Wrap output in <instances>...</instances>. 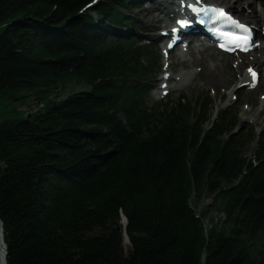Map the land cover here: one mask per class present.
<instances>
[{
  "label": "trees",
  "instance_id": "1",
  "mask_svg": "<svg viewBox=\"0 0 264 264\" xmlns=\"http://www.w3.org/2000/svg\"><path fill=\"white\" fill-rule=\"evenodd\" d=\"M130 1L0 0V92L86 87L0 124L7 263L264 264V132L252 159L207 98L150 107L160 53Z\"/></svg>",
  "mask_w": 264,
  "mask_h": 264
},
{
  "label": "rangeland",
  "instance_id": "2",
  "mask_svg": "<svg viewBox=\"0 0 264 264\" xmlns=\"http://www.w3.org/2000/svg\"><path fill=\"white\" fill-rule=\"evenodd\" d=\"M102 0H100L101 2ZM161 3L167 5V0H158ZM176 2H180V0H175ZM255 1V0H252ZM133 5L137 6L133 12L130 14V18L134 19L136 22L141 23V25L145 29L144 34H138L139 39L148 40L151 44H154L155 47H158L160 51V60H161V69H157L154 77L149 80V89L150 93L147 96L148 105H151L155 102L166 103L170 100L169 106H171V102H175L176 99L180 95H185V102L191 103L194 105L197 101L201 99H206L208 102H212L216 108L215 114L219 111L232 113L237 116L235 121L238 125V130L243 132H249L252 130L250 134L249 144L247 146V156L249 158H254L256 150L258 148L257 141L260 136V132H264V113L261 115H257L258 111L262 107V102L264 101V91L262 89L264 87V80L255 85V87H249L242 90L237 91L238 93H234L235 84L231 86V88L227 89L226 95L220 91H215L213 87L205 81V77L201 74L196 75L195 77L192 75L195 72H199L201 68L197 65L198 59H201L202 53H192L185 54L182 56V51H174L171 54L170 59L166 58V54L162 51V43L169 40L170 35L167 37H160L163 33H156L157 31H151L148 27L147 23V14L146 12L151 9L152 3L148 0H131ZM208 4H218L217 2H211L209 0L204 1ZM249 12V10H247ZM161 19L166 20L168 16L165 14H159ZM176 16H174L171 20V23H175ZM167 24V22L165 23ZM139 25V24H138ZM134 31L129 30L125 33H132ZM198 42L200 39L197 38ZM261 46L264 47V44ZM237 58V57H236ZM234 58V59H236ZM171 66V69H170ZM254 66V64H253ZM249 63L244 66V71L249 72V68H253ZM257 67H255L256 69ZM168 72L167 74H165ZM262 78V72H260ZM170 75L173 77V80L167 81L164 79L165 75ZM180 75H185V79L180 83L175 78ZM156 86H153L155 85ZM157 85L159 87H157ZM167 89L163 90L160 86H166ZM86 90V87L81 85L72 84L70 85L66 91H61L57 93L53 90L51 93H47L42 97L41 102L36 101V91L32 90H13L7 89L0 92V124L5 120L14 119L17 121H22L27 118L29 113L37 112L39 109H43L44 104L51 103L52 101H56L62 97H66L69 94L80 92ZM169 92L166 97H163V92ZM233 94V95H232ZM233 97V98H232ZM232 100V101H231ZM210 104V103H209ZM210 107V106H209ZM214 121L213 117L210 121V124ZM239 133V132H238ZM208 207H212V201L210 199H205L199 208L201 211H204ZM220 217L224 218L223 215H219V212H213L207 219V224L210 227V223L213 218L218 220ZM125 238V235H124ZM264 243V235L262 236V240L259 245L256 246L257 249H263L261 246ZM131 245L130 238L129 242L125 238L124 246L128 249ZM255 248H252L254 250Z\"/></svg>",
  "mask_w": 264,
  "mask_h": 264
},
{
  "label": "bare ground",
  "instance_id": "3",
  "mask_svg": "<svg viewBox=\"0 0 264 264\" xmlns=\"http://www.w3.org/2000/svg\"><path fill=\"white\" fill-rule=\"evenodd\" d=\"M148 1L152 3L151 9L146 12L149 29L151 31H157L156 33L165 31L160 37H167L171 35V27H177V22L173 25L171 20L175 14L179 13V10L174 11V6H176L175 0H167V5L166 3L163 4L158 0ZM209 1L217 2L218 4H216V6L227 8L230 13L241 19L244 23L251 26L255 30L264 26V0H259L258 2H254L252 0ZM247 10H249V12H247ZM162 13L165 14V16H168L166 20L160 18L159 14ZM166 22L167 24H165ZM256 42L264 43V37L260 35ZM192 53H202L201 59H198L196 65L199 66L201 70L199 72L193 73L192 75L195 77L196 75L202 73V75L205 77V81L208 82L215 91H220V93L223 94L222 96H225L227 89L231 88V86L234 84V93H238L237 91L239 90L252 87V77L249 72L244 71V66L247 63H249L251 66L254 64L253 70L262 72V78H260V81L262 82L264 80L263 46H261L259 49H256L253 54L249 53L238 55V57L234 59V56L224 54L214 46L205 44L202 40H200L198 43L192 40L188 47H186L182 52V56ZM255 67L257 68L255 69ZM175 79L181 83L185 79V75H180ZM168 80H173V77L170 76ZM153 86H156V84ZM263 91L264 87L262 89V92ZM262 113H264V101L262 102V107L258 111L257 115H261ZM4 250L5 241L3 239L0 226V264H4Z\"/></svg>",
  "mask_w": 264,
  "mask_h": 264
},
{
  "label": "snow or ice",
  "instance_id": "4",
  "mask_svg": "<svg viewBox=\"0 0 264 264\" xmlns=\"http://www.w3.org/2000/svg\"><path fill=\"white\" fill-rule=\"evenodd\" d=\"M193 10L196 11V9H193ZM210 11H212L213 13L216 14V18L217 19H223V20L229 21L232 25L236 26L238 29H240L244 33H249L250 32V29L246 25L236 21L224 9H222V8H212V9H210ZM179 23L181 24V26H186V22L185 21H180ZM234 41L236 42V47H242V50H244V51H248L249 50L247 45L250 42V38L248 36H237V37L234 38ZM240 41H243V45H241V43H239ZM222 47H223V45H222ZM228 50H232V49L229 48ZM248 71H249V74L251 75L252 81H253L251 86L255 87V82L257 80V73L251 68Z\"/></svg>",
  "mask_w": 264,
  "mask_h": 264
},
{
  "label": "water",
  "instance_id": "5",
  "mask_svg": "<svg viewBox=\"0 0 264 264\" xmlns=\"http://www.w3.org/2000/svg\"><path fill=\"white\" fill-rule=\"evenodd\" d=\"M128 224V221H127V218L123 215L122 216V225L124 226V228H126ZM0 226H1V231H2V235H3V239H4V229H3V221L1 220L0 218ZM124 235H125V238L128 240L129 242V237L127 235V232L126 230H124ZM7 255H8V250H7V246L5 244V250H4V264H8L7 263Z\"/></svg>",
  "mask_w": 264,
  "mask_h": 264
}]
</instances>
